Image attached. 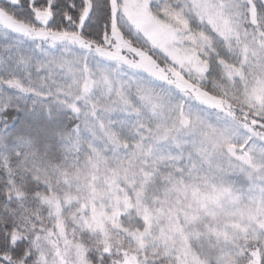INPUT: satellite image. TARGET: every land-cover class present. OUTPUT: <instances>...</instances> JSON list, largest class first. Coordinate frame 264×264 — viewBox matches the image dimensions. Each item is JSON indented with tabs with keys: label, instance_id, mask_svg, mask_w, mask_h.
Listing matches in <instances>:
<instances>
[{
	"label": "snow or ice",
	"instance_id": "obj_1",
	"mask_svg": "<svg viewBox=\"0 0 264 264\" xmlns=\"http://www.w3.org/2000/svg\"><path fill=\"white\" fill-rule=\"evenodd\" d=\"M0 264H264V0H0Z\"/></svg>",
	"mask_w": 264,
	"mask_h": 264
}]
</instances>
